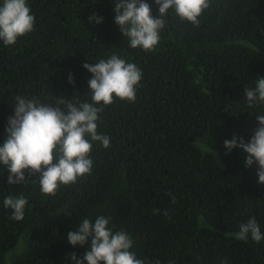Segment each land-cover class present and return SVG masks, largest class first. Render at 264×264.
<instances>
[{"label": "trees", "instance_id": "obj_1", "mask_svg": "<svg viewBox=\"0 0 264 264\" xmlns=\"http://www.w3.org/2000/svg\"><path fill=\"white\" fill-rule=\"evenodd\" d=\"M114 2L27 0L34 30L11 46L0 41V146L17 96L92 103L84 63L116 54L142 70L135 102L114 96L98 113L110 147L92 142L90 175L49 197L38 174L10 185L0 164V264H74L71 254L82 258L91 240L74 247L67 234L100 216L129 234V251L146 264H264V240L233 235L252 217L264 234V185L246 152L224 147L233 136L248 142L264 115L244 95L264 77V0H213L199 27L169 9L153 51L129 46ZM94 13L102 23L89 22ZM21 195L28 204L16 221L3 201Z\"/></svg>", "mask_w": 264, "mask_h": 264}, {"label": "clouds", "instance_id": "obj_2", "mask_svg": "<svg viewBox=\"0 0 264 264\" xmlns=\"http://www.w3.org/2000/svg\"><path fill=\"white\" fill-rule=\"evenodd\" d=\"M213 0H155L159 5V17H154L146 0H115L114 21L124 37L128 38L133 49L155 50L160 40V30L165 26V17L173 9L181 21H188L199 27L198 19L209 9ZM89 22L99 24L103 17L95 13ZM35 17L27 0H2L0 4V41L5 46L16 44L18 38L34 30ZM83 68L92 74L88 81L92 103L74 104L60 97L56 105L44 104L36 98H15L14 114L8 118L7 139L0 146V164L7 167L8 184H22L25 171L29 176L39 177L40 191L51 197L63 186L76 184L78 179L91 174L93 161L90 158L92 142H100L104 148L110 147V138L97 133L98 113L104 106L114 102V96L129 103L136 100V89L142 79V70L134 63H127L116 54L98 63H84ZM69 83L73 78L69 75ZM248 107L264 105V77L256 81L254 88L244 89ZM102 102V105H101ZM63 105L64 107H61ZM101 105V106H97ZM258 127L250 140L233 136L224 141L226 154L234 148L242 149L248 155L245 167L257 165L258 183L264 185V115L256 116ZM175 203V197H172ZM5 208L13 210L12 218L20 221L24 218L28 200L23 196L5 197ZM154 209V214L159 213ZM68 215V214H65ZM165 215L167 213L165 212ZM70 216V215H68ZM110 218L100 216L92 223L83 219L78 230L67 234L72 246L84 247L91 240L90 251L77 259L71 254L74 264H146L129 251L133 242L123 230L112 232L108 228ZM236 239H251L257 243L264 240L255 217L240 225L233 234ZM155 264H160L157 260ZM227 264V260L221 261Z\"/></svg>", "mask_w": 264, "mask_h": 264}]
</instances>
